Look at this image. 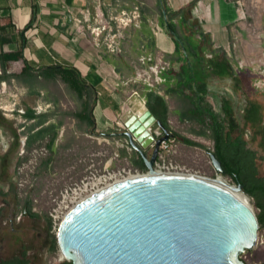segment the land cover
Listing matches in <instances>:
<instances>
[{"label": "crops", "instance_id": "crops-1", "mask_svg": "<svg viewBox=\"0 0 264 264\" xmlns=\"http://www.w3.org/2000/svg\"><path fill=\"white\" fill-rule=\"evenodd\" d=\"M135 6L141 16L124 28L121 52L94 43L88 24L97 16L111 19ZM0 26L9 39L2 46L5 51H15L24 42L31 72H46L53 65L77 71L93 92L92 126L98 130H108L119 116L116 92L126 90L134 99L133 89L146 102L151 96L153 103L152 94L162 98L173 131L175 117L188 122L180 119L189 108L187 89L181 86L185 68L196 81L206 82L215 110L245 112L254 105L264 110L252 97L264 94V0H0ZM24 59L9 60L8 76L0 79L11 80L30 105L40 79L55 87L60 77L24 73ZM14 62L17 70H11ZM18 136L15 117L0 109V172L13 158ZM0 189L7 192L1 184Z\"/></svg>", "mask_w": 264, "mask_h": 264}, {"label": "water", "instance_id": "water-1", "mask_svg": "<svg viewBox=\"0 0 264 264\" xmlns=\"http://www.w3.org/2000/svg\"><path fill=\"white\" fill-rule=\"evenodd\" d=\"M151 125L164 135L152 153L151 128L136 129L130 116L129 138L151 174L107 185L76 203L62 218L56 242L72 264H246L240 255L253 249L260 223L244 199L243 184L228 187L196 174L153 173L160 143L171 134L153 113ZM213 163L218 172L221 165Z\"/></svg>", "mask_w": 264, "mask_h": 264}, {"label": "rangeland", "instance_id": "rangeland-1", "mask_svg": "<svg viewBox=\"0 0 264 264\" xmlns=\"http://www.w3.org/2000/svg\"><path fill=\"white\" fill-rule=\"evenodd\" d=\"M6 81L10 91L14 92L15 85L11 84V80ZM55 83V87H51L47 80L40 79L38 93L33 95L30 105L25 102L27 96L24 95L25 100L20 94L16 97L19 106L27 108L39 104L43 109L36 113L38 117L35 120L29 119L26 114L20 117L15 112L19 136L13 158L8 160L7 168L0 172V184L9 192L5 205L1 204L0 209V257L10 256L20 248H25L29 259L35 264L64 261L58 246L51 249L52 235L56 236L58 227L53 228L48 217L55 200L61 198L66 188L73 190L78 187L84 190L82 197L85 198L97 189L93 184L95 176L124 166L135 168L132 161L137 154L129 138L113 134L127 130L126 120L138 113L137 108H133L130 103L133 101L130 94L126 90L116 92L120 103L119 116L112 127L102 131L74 116V112L82 108L83 100L61 78ZM252 97L255 100L258 98L264 107V94H252ZM6 99V104L12 103L8 95ZM233 113L244 130L249 146L264 157V110H259L256 120H247L246 111ZM171 125L179 134L206 146L204 149L176 139L178 152L175 159L185 165L189 173L210 179L222 176L227 183L237 184L229 176L217 171L208 152L213 149L214 141L208 134L197 132L200 128L197 122H181L175 117ZM41 126H51L49 134L28 146L27 135ZM158 127L155 122L152 130ZM52 129H56L57 136L53 147L49 148L47 144L53 134ZM23 138L25 151L21 153ZM145 150L148 156L153 151L151 147ZM258 168L260 175L264 176V159L258 160ZM27 198L31 199L29 209L25 205ZM248 202L256 215L260 213L261 209L254 197L249 195ZM239 257L246 264H264V224H260L254 248L246 250Z\"/></svg>", "mask_w": 264, "mask_h": 264}, {"label": "trees", "instance_id": "trees-1", "mask_svg": "<svg viewBox=\"0 0 264 264\" xmlns=\"http://www.w3.org/2000/svg\"><path fill=\"white\" fill-rule=\"evenodd\" d=\"M28 24L27 27H29ZM26 27V29H27ZM171 27V26H170ZM24 31V30H23ZM24 33V32H23ZM9 39L2 34V26H0V65L2 67L1 78L5 79L8 76L6 70V63L9 60L24 59L23 47L24 42L20 48L15 51H5L2 46ZM25 61V59H24ZM26 64V61H25ZM48 71H36L31 72V69L25 65L23 72H29L32 75H42L46 78L59 76L65 81L72 89L76 91L79 98L83 100V106L79 111L74 112V116L86 121L89 125H94L93 106L91 100L93 97L92 90L88 85L81 81L77 71L74 68H68L62 65H53L48 68ZM181 86H184L189 92H184L186 99L189 102V108L180 114L182 121L197 122L200 125L197 131L201 135L208 134L214 141L213 149L208 150L211 160L214 159L220 163L222 175L229 176L237 183L243 184V190L254 197L258 201V206L261 209L257 214L259 223L264 224V176L260 175L258 168V160H263L264 157L258 154V151L249 146L247 139L244 136V130L240 125L239 120L236 118L232 111H217L214 109L212 103L208 100V86L203 80H195V76L192 71L183 69ZM0 79V80H2ZM150 100L146 102L148 109L156 117L157 121H161L165 129L171 134L172 137L180 139L182 142L202 147L206 149V146L198 141L192 140L186 136L179 134L171 129L168 122V107L159 95L152 94ZM246 116L247 120H256L259 113L258 107L252 106ZM28 118H37V114L31 108L26 111ZM42 123V121H40ZM51 126H41L27 135V144L30 146L33 141L43 139L49 134ZM53 134L48 141L49 148L53 147L55 138L57 136L56 129H52ZM164 132V131H163ZM125 154V152H122ZM137 157L133 158V165L141 170L147 168L144 159L136 151ZM49 160H47L48 163ZM13 189L10 188V190ZM8 195V191L0 189V198H4ZM26 208H30L31 199L27 198L25 202ZM34 215H38L34 213ZM48 222L51 224L50 217ZM51 249L57 248L56 236L52 235ZM28 261L19 260L13 264H27ZM2 264H5L2 262ZM54 264H72L71 261L64 260Z\"/></svg>", "mask_w": 264, "mask_h": 264}, {"label": "built area", "instance_id": "built-area-1", "mask_svg": "<svg viewBox=\"0 0 264 264\" xmlns=\"http://www.w3.org/2000/svg\"><path fill=\"white\" fill-rule=\"evenodd\" d=\"M140 8L139 6H135L133 9L127 11L123 10L119 15L112 17L111 19H106L103 16H97L94 19L93 24H88L87 29L89 33L92 35L94 43L100 44L101 42L105 44L107 50L112 53H119L122 51L121 47V38L123 37V30L125 27L130 24L136 22L140 19ZM78 28H82L79 26ZM81 32H85V30H81ZM17 62L12 64L11 70H17ZM0 74H2V70L0 69ZM116 84H118L116 82ZM128 84V82H125ZM6 95H8L12 101L11 104H6L7 101ZM17 91L11 92L6 80H0V109L2 113L7 117H15V112L18 116H23L26 114L27 109L23 106H19L17 104ZM131 96H134L133 101H131V105L133 108H137V112L140 110L146 111V101L141 97L139 91L137 89H133L131 92ZM139 98V99H138ZM41 105H36L33 107L35 113H40L42 111ZM137 114V113H134ZM152 133L155 136L153 142L149 145L152 149L155 146L156 139L164 135L163 130L153 129ZM23 146L21 149V153L24 150L25 138L22 139ZM178 152V143L176 138L170 136L169 138L163 140L160 143L159 151L157 157L153 163V173H177V174H191L185 165L181 164L175 159V155ZM151 174V170L147 167L145 170H141L137 167H122L118 170L108 171L107 174L95 176L93 179L94 186L97 187V190L110 185L114 182L134 177L140 175ZM112 181V182H111ZM108 182V184H106ZM103 184H105L103 186ZM99 185L101 187L99 188ZM84 190L80 187L75 189L66 188L62 194L61 198L55 200V204L51 208L49 213L51 225L53 228H57L60 225L62 218L65 214L74 206L79 200H82Z\"/></svg>", "mask_w": 264, "mask_h": 264}, {"label": "bare ground", "instance_id": "bare-ground-1", "mask_svg": "<svg viewBox=\"0 0 264 264\" xmlns=\"http://www.w3.org/2000/svg\"><path fill=\"white\" fill-rule=\"evenodd\" d=\"M136 116H138V118L141 117V119H140L137 123H135V127H136V129L138 128L139 130L142 131V127H145V128H148V129L151 128V130H152V126H153V125H151V120H150V118H149L147 115H145V111H143V110H142V111H139V112L136 114ZM217 180H218L219 183L222 184V185H225V186H228V187H232V186H233V185L227 183V182L222 178V176H219V177L217 178ZM239 194L242 195V196L244 197V199L248 202V199H249V198H248L246 195H244L243 193H240V192H239ZM248 203H249V202H248ZM61 254H62V253H61ZM62 259H64L63 254H62Z\"/></svg>", "mask_w": 264, "mask_h": 264}, {"label": "flooded vegetation", "instance_id": "flooded-vegetation-1", "mask_svg": "<svg viewBox=\"0 0 264 264\" xmlns=\"http://www.w3.org/2000/svg\"><path fill=\"white\" fill-rule=\"evenodd\" d=\"M3 205H5V201H3ZM0 209L2 210V206H0ZM19 260H24V261H28L27 264H35L33 263L30 259H29V256H28V253L26 251L25 248H20L18 250V252L10 255V256H7V257H0V264H2V262H4L5 264H13V263H16L18 262Z\"/></svg>", "mask_w": 264, "mask_h": 264}]
</instances>
